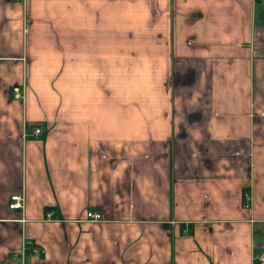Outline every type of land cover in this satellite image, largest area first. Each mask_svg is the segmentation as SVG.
I'll return each instance as SVG.
<instances>
[{"label":"crops","instance_id":"obj_1","mask_svg":"<svg viewBox=\"0 0 264 264\" xmlns=\"http://www.w3.org/2000/svg\"><path fill=\"white\" fill-rule=\"evenodd\" d=\"M263 251L264 0H0V264Z\"/></svg>","mask_w":264,"mask_h":264},{"label":"built area","instance_id":"obj_2","mask_svg":"<svg viewBox=\"0 0 264 264\" xmlns=\"http://www.w3.org/2000/svg\"><path fill=\"white\" fill-rule=\"evenodd\" d=\"M11 94L12 97L15 99H23L24 98V94H25V87H24V83L21 84H14L11 88ZM40 132V129L38 127H34L32 130V134L34 135H38ZM25 197L23 194H14L10 196V200L8 203V207L10 209H22L23 205H24V201ZM249 194L248 193H244L243 195V206L244 207H248L249 206ZM86 218L89 220H97L101 218V215L97 212L94 211H87L86 213ZM26 249H29L30 251H32L33 253H41L43 252V250L39 247L36 246L32 241H30L29 239H25L23 240V244H22V249L20 251V255L23 258ZM257 259L260 261L261 264H264V251L259 253L257 256Z\"/></svg>","mask_w":264,"mask_h":264}]
</instances>
